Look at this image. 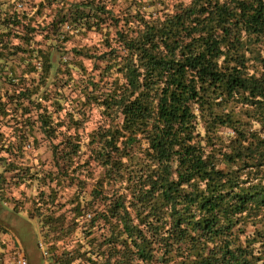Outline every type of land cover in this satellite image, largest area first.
<instances>
[{"label":"trees","instance_id":"16d2710c","mask_svg":"<svg viewBox=\"0 0 264 264\" xmlns=\"http://www.w3.org/2000/svg\"><path fill=\"white\" fill-rule=\"evenodd\" d=\"M0 166L55 264H264V0H0Z\"/></svg>","mask_w":264,"mask_h":264},{"label":"rangeland","instance_id":"374dc122","mask_svg":"<svg viewBox=\"0 0 264 264\" xmlns=\"http://www.w3.org/2000/svg\"><path fill=\"white\" fill-rule=\"evenodd\" d=\"M35 154L45 163L50 161V151L45 145L40 146L38 149L33 150L31 154H28V158H26L28 163L36 161L34 160L37 156ZM2 170L3 167L0 166V173ZM9 175L6 173L7 184L12 180L8 177ZM36 192V184L32 185L29 183L20 186L11 193H6L3 196V200L0 196V222L8 230L13 231L16 245L24 250L30 264H44L45 261H52V264H55L56 256H53V254L50 256L44 254V250L49 249L48 243L42 234L38 219L32 213V197ZM5 197L8 198L7 201L4 199ZM40 242L43 245L42 248Z\"/></svg>","mask_w":264,"mask_h":264},{"label":"built area","instance_id":"2783aa9c","mask_svg":"<svg viewBox=\"0 0 264 264\" xmlns=\"http://www.w3.org/2000/svg\"><path fill=\"white\" fill-rule=\"evenodd\" d=\"M41 248L43 247L40 242ZM44 254L51 255L48 249L44 250ZM0 264H29V260L27 259L24 250L17 245H9L3 243L0 240ZM44 264H52L51 262L45 261Z\"/></svg>","mask_w":264,"mask_h":264},{"label":"crops","instance_id":"0c3cea01","mask_svg":"<svg viewBox=\"0 0 264 264\" xmlns=\"http://www.w3.org/2000/svg\"><path fill=\"white\" fill-rule=\"evenodd\" d=\"M3 233V234H2ZM0 240L3 242V241H7L9 245L13 246V245H16V241H15V237H14V233L13 231L11 230H8L3 232L1 231L0 232ZM11 243V244H10ZM18 246V245H17Z\"/></svg>","mask_w":264,"mask_h":264}]
</instances>
